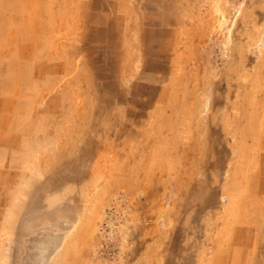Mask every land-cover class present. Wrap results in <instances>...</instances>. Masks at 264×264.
I'll return each instance as SVG.
<instances>
[{"label":"rangeland","instance_id":"obj_1","mask_svg":"<svg viewBox=\"0 0 264 264\" xmlns=\"http://www.w3.org/2000/svg\"><path fill=\"white\" fill-rule=\"evenodd\" d=\"M0 264H264V0H0Z\"/></svg>","mask_w":264,"mask_h":264}]
</instances>
